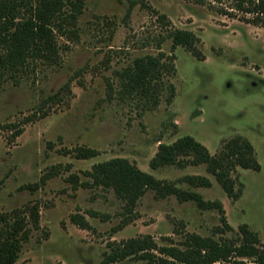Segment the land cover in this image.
<instances>
[{
    "label": "rangeland",
    "instance_id": "rangeland-1",
    "mask_svg": "<svg viewBox=\"0 0 264 264\" xmlns=\"http://www.w3.org/2000/svg\"><path fill=\"white\" fill-rule=\"evenodd\" d=\"M85 1L76 36L58 37V63H32L0 89V123L15 127L0 130V247L15 213L30 222L38 211L39 227L27 225L15 264H103L126 241L145 236L158 249L179 244L187 233L239 245L242 227L264 251V28L246 23L226 0ZM176 29L198 37L204 60L183 46L173 50ZM161 52L175 55L176 75L153 84L148 96L162 102L143 110L146 95L127 85L125 73L137 58ZM169 82L172 104L165 101ZM66 83L70 92L51 100ZM182 136L194 137L211 155L242 136L261 170L236 169L232 177L243 192L233 200L205 164L152 169L158 146ZM115 158L221 204L224 214L195 200L159 197L154 189L130 214L113 187L86 185L97 164ZM188 176L210 186L190 184ZM114 264L151 263L130 257Z\"/></svg>",
    "mask_w": 264,
    "mask_h": 264
},
{
    "label": "trees",
    "instance_id": "trees-1",
    "mask_svg": "<svg viewBox=\"0 0 264 264\" xmlns=\"http://www.w3.org/2000/svg\"><path fill=\"white\" fill-rule=\"evenodd\" d=\"M232 3L233 9L242 13V19L249 24L264 28V0H226ZM86 6L85 0H0V89L10 79L29 67L32 63L43 61L56 64L59 61V36H76L78 21ZM131 7L127 15H130ZM227 14V13H224ZM249 17H246V16ZM172 48L183 46L196 58L202 55L196 48L198 37L190 31L173 30L170 34ZM175 55L159 53L158 56L147 55L137 58L134 70L125 73L127 85L140 90L145 99L140 105L143 110L156 109L162 102L159 95L148 96L154 83H163L165 79L176 75ZM61 92H70V84L66 83L60 91L50 99L58 98ZM175 98V87L169 82V94L165 101L172 104ZM15 128L14 125H3L0 130ZM20 130L14 135H20ZM86 158V157H85ZM88 158V157H87ZM205 164L220 183L227 195L237 200L242 195V185L236 188L237 180L232 174L238 167L260 171L259 164L252 144L242 136H235L222 142L215 155L192 136H182L171 144L161 143L158 151L150 162L152 169L164 166H198ZM92 182L86 185H103L116 189L118 196L126 201V209L132 214L137 200L147 189H154L159 197L175 195L184 200H195L204 207H216L223 215L221 204L205 202L196 193L178 188L172 183H166L140 170L127 159L115 158L97 164L89 173ZM190 184L210 186V182L203 177L188 176ZM18 213L9 226V237L0 247V264H15L22 244L28 241L31 224L32 228L39 227V213L33 211L30 222L17 219ZM224 219V218H223ZM225 220V219H224ZM128 221V219L126 220ZM128 224V223H127ZM85 228V227H84ZM241 243L235 241H217L194 233H187L183 241L168 247H157L150 236L140 240L126 241L121 247L113 251L103 264H114L126 258L137 257L155 264H264V251L255 246L249 237L256 241L257 236L242 227ZM154 250H159L161 257H157ZM251 260L246 263L240 258Z\"/></svg>",
    "mask_w": 264,
    "mask_h": 264
}]
</instances>
